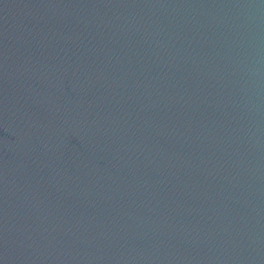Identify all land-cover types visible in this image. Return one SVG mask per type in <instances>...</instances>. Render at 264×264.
<instances>
[{"label": "water", "instance_id": "water-1", "mask_svg": "<svg viewBox=\"0 0 264 264\" xmlns=\"http://www.w3.org/2000/svg\"><path fill=\"white\" fill-rule=\"evenodd\" d=\"M0 264H264V0H0Z\"/></svg>", "mask_w": 264, "mask_h": 264}]
</instances>
